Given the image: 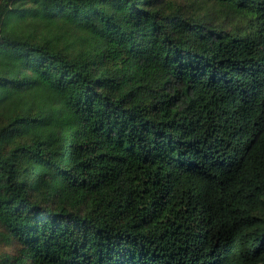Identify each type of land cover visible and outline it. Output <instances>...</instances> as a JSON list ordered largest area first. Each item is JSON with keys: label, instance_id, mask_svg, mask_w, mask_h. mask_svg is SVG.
I'll return each instance as SVG.
<instances>
[{"label": "trees", "instance_id": "16d2710c", "mask_svg": "<svg viewBox=\"0 0 264 264\" xmlns=\"http://www.w3.org/2000/svg\"><path fill=\"white\" fill-rule=\"evenodd\" d=\"M0 264H264V0H0Z\"/></svg>", "mask_w": 264, "mask_h": 264}]
</instances>
